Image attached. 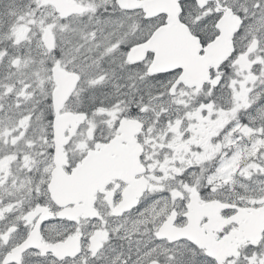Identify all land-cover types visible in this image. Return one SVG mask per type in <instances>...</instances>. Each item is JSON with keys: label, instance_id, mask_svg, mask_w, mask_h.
Returning a JSON list of instances; mask_svg holds the SVG:
<instances>
[{"label": "snow or ice", "instance_id": "snow-or-ice-1", "mask_svg": "<svg viewBox=\"0 0 264 264\" xmlns=\"http://www.w3.org/2000/svg\"><path fill=\"white\" fill-rule=\"evenodd\" d=\"M0 264H264V0H0Z\"/></svg>", "mask_w": 264, "mask_h": 264}]
</instances>
